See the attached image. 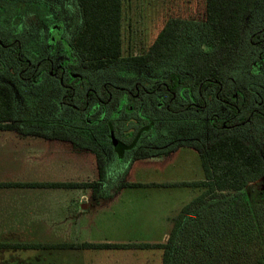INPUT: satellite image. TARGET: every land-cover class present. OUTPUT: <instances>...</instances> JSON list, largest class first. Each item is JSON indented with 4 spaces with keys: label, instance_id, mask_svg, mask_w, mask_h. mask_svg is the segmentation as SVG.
I'll use <instances>...</instances> for the list:
<instances>
[{
    "label": "flooded vegetation",
    "instance_id": "flooded-vegetation-1",
    "mask_svg": "<svg viewBox=\"0 0 264 264\" xmlns=\"http://www.w3.org/2000/svg\"><path fill=\"white\" fill-rule=\"evenodd\" d=\"M204 19L189 21L185 54L153 60L152 43L97 70L75 49L78 0H0V86L13 98L14 124L79 138L77 148L93 147L110 174L183 152L201 162V152L226 135L256 144L264 134V25L244 30L237 70L214 72ZM36 90L45 92L40 106L16 118V102Z\"/></svg>",
    "mask_w": 264,
    "mask_h": 264
},
{
    "label": "trees",
    "instance_id": "trees-1",
    "mask_svg": "<svg viewBox=\"0 0 264 264\" xmlns=\"http://www.w3.org/2000/svg\"><path fill=\"white\" fill-rule=\"evenodd\" d=\"M121 1L78 0L82 26L75 41V49L90 69L101 70L124 63L121 57ZM250 2L251 0H204L203 37L213 47L211 71L216 72L223 68L231 71L235 68V56L244 38V18L249 12ZM256 21L258 25H264V20ZM188 23L189 21L184 20H168L147 56L153 57L151 59L154 60L159 54L170 56L177 49L179 54H185L182 49L190 47ZM145 62L151 63L150 60ZM14 116L11 93L7 87L0 86V131L20 130L14 124ZM55 136L70 140L69 134L63 132H57ZM257 140L256 144H251L226 135L213 142L206 154L201 152L203 180L181 184V187L199 190V193L172 219V227L163 242H6L0 243V250L135 249L157 251L160 254V264H264V188H248L249 184L259 180L263 181L264 187V134L259 133ZM93 154L97 180L93 183L78 184V187L91 189V198L97 201L107 193L103 188L107 169L102 156L97 152ZM10 186L11 184H0V187ZM65 186L74 187L73 184Z\"/></svg>",
    "mask_w": 264,
    "mask_h": 264
},
{
    "label": "crops",
    "instance_id": "crops-1",
    "mask_svg": "<svg viewBox=\"0 0 264 264\" xmlns=\"http://www.w3.org/2000/svg\"><path fill=\"white\" fill-rule=\"evenodd\" d=\"M19 129V131H0V184H11L10 187H0V243H149L128 241L132 239V235L125 234L128 231L125 228L121 229L120 233L108 232L106 235L95 237L93 219L88 215H94L97 220L110 218L112 216L106 215L116 211L115 208L128 205L129 201L123 198V194L128 190L160 187H157L154 182L130 183L127 181L113 186L110 182L112 174L107 170V178L103 183V188L107 190L106 196L97 201L92 200L91 189L78 187V184L93 183L97 180L96 160L93 154L97 151L93 147L86 151L77 148L76 144L80 140L72 135L70 140L66 141L55 135L44 137L43 133L34 134L29 127L21 126ZM86 163H91L95 175L93 174L89 181H78V171L84 169ZM119 174L122 173L119 172ZM66 184H73L74 187H66ZM113 187H117L115 189L118 191L110 195ZM192 190L195 191V189ZM189 201L178 204L175 210H168L165 215L168 228L160 242L168 236L172 219ZM114 218L115 216L112 217ZM64 221L68 224L62 228L61 222ZM67 239L78 240V242H67L65 241ZM65 251H78L88 257L87 262H78V264H130L131 260L126 252L132 251L150 252L156 256L157 264H160V254L157 251L135 249H1L0 253L14 255L26 253L32 257L30 258L32 262L27 261L25 264H66L60 262L65 257ZM99 257H102L105 262L98 261ZM95 259L96 262H94ZM0 264L23 263L0 262Z\"/></svg>",
    "mask_w": 264,
    "mask_h": 264
},
{
    "label": "rangeland",
    "instance_id": "rangeland-1",
    "mask_svg": "<svg viewBox=\"0 0 264 264\" xmlns=\"http://www.w3.org/2000/svg\"><path fill=\"white\" fill-rule=\"evenodd\" d=\"M263 3V0H251L249 12L244 18L246 35L249 28L258 26L256 20H264ZM121 5L122 58L127 55L145 53L168 20L203 21L205 16L204 0H122ZM258 13L262 15L259 16ZM236 62L238 64L240 61L237 60ZM237 64L231 71L238 69L240 64ZM100 78L101 75L98 76V79ZM44 96L45 92L36 90L23 97V100L16 102V118L22 117L25 109L30 112L31 108L36 106L35 103L40 106L39 99H43ZM242 140L246 143L255 144L246 136H243ZM199 162L191 153L183 152L178 156L173 155L170 160L155 162V167L151 162H141L134 165L131 170L120 172L122 174L119 172L112 173L110 182L113 186L126 181L130 183L154 182L161 189L146 187L128 190L123 194V198L129 201L128 205L115 208L116 211H111L109 215H106L115 216L119 219L106 217V219L97 220L94 215H88L92 216L93 219V228H95L93 235L100 237L108 232L120 233L121 229L125 228L128 230L125 234L132 235V239L128 241L149 243L162 241L161 238L168 228L165 222V215L168 210H175L178 204L193 199L199 193V190L193 191L191 188L181 187L182 183L203 180V170L201 162ZM84 166V169L78 171V181H89L92 175H95L91 163H86ZM248 186V188L255 187L259 190L264 188L262 180ZM115 188L117 187H113L110 191V195L118 191ZM66 224L68 222H61V227H65ZM65 241L78 242L74 239ZM126 255L130 257V264H157L156 256L150 252L132 251L126 252ZM30 258L32 257L26 253L18 255L0 253V262L4 263L20 262L25 264L27 261L32 262ZM64 258L61 259V263L78 264V262L88 261V257L78 253V251H65ZM99 258L98 261L105 262L102 257ZM96 261L95 259L94 262Z\"/></svg>",
    "mask_w": 264,
    "mask_h": 264
}]
</instances>
